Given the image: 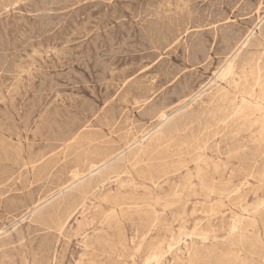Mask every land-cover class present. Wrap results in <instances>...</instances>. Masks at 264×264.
Returning a JSON list of instances; mask_svg holds the SVG:
<instances>
[{
    "label": "rangeland",
    "instance_id": "rangeland-1",
    "mask_svg": "<svg viewBox=\"0 0 264 264\" xmlns=\"http://www.w3.org/2000/svg\"><path fill=\"white\" fill-rule=\"evenodd\" d=\"M0 264H264V0H0Z\"/></svg>",
    "mask_w": 264,
    "mask_h": 264
},
{
    "label": "bare ground",
    "instance_id": "bare-ground-1",
    "mask_svg": "<svg viewBox=\"0 0 264 264\" xmlns=\"http://www.w3.org/2000/svg\"><path fill=\"white\" fill-rule=\"evenodd\" d=\"M248 37V36H247ZM244 43H245V40L243 41ZM236 49V48H235ZM235 54V53H234ZM228 67H229V63L221 70V74L223 75L224 74V72L225 71H227L228 70ZM231 68V67H230ZM227 73V72H226ZM192 93V92H191ZM190 94V93H189ZM188 100V99H187ZM212 107V106H211ZM211 107H209V108H211ZM210 110V109H209ZM202 111V110H201ZM208 112H210V111H208ZM209 114V113H208ZM199 115V114H198ZM211 115H212V113H211ZM210 116V115H209ZM209 116H207V117H209ZM212 116H214V114L212 115ZM201 117V116H200ZM216 117H212V119H215ZM213 121V120H212ZM215 121V120H214ZM213 121V122H214ZM191 122V121H190ZM199 124H200V122H199ZM206 124V123H205ZM161 125V124H160ZM213 125H214V123H213ZM203 126V125H202ZM161 127V126H160ZM209 129V128H208ZM178 130V129H177ZM172 132V131H171ZM204 134V133H203ZM176 136H177V134H176ZM176 136H174V137H176ZM201 136H203V135H201ZM202 138V137H201ZM165 139V138H164ZM163 139V140H164ZM168 139V138H167ZM200 139V138H199ZM201 141V140H200ZM70 142H71V140H70ZM134 142V141H133ZM163 142V141H162ZM199 142V141H198ZM136 143V142H135ZM134 143V144H135ZM133 144V143H132ZM132 144H130V146L132 145ZM176 144V143H175ZM174 144V145H175ZM180 144V143H179ZM183 144V143H182ZM194 144V143H193ZM66 145H68V144H66ZM137 145H139V144H137ZM198 145V144H197ZM69 146V145H68ZM149 147H151L150 145H148ZM196 146V145H195ZM100 147V146H99ZM140 147V146H139ZM143 147V146H142ZM149 147H146V148H148L149 149ZM97 148V147H96ZM101 148V147H100ZM161 148V147H160ZM190 149H191V147H189ZM188 148V149H189ZM135 149H136V146H135ZM165 149V148H164ZM118 150H120V149H118ZM142 150H144L143 148H142ZM161 150V149H160ZM184 150V149H183ZM182 150V151H183ZM185 150H187V149H185ZM100 151H102V150H100ZM121 151V150H120ZM137 151V150H136ZM138 151H140V150H138ZM149 151H150V149H149ZM162 151V150H161ZM188 151V150H187ZM106 152V151H105ZM110 152H112V151H110ZM116 152H118V151H115V153ZM130 152V151H129ZM151 152H152V150H151ZM176 152H178V151H176ZM190 152V151H189ZM125 153V152H124ZM147 153V152H146ZM150 153V152H149ZM148 153V154H149ZM121 154H123V153H121ZM155 155H156V153H154ZM178 154H179V152H178ZM182 154V153H181ZM98 155H99V153H98ZM101 155H103V154H101ZM119 155V154H118ZM126 155V154H125ZM155 155H154V157H155ZM113 156V155H112ZM132 156V155H131ZM137 156H139V154L137 155ZM164 156V155H163ZM102 157V156H101ZM146 157H147V155H146ZM160 157V156H159ZM167 157V156H166ZM113 158H115V157H113ZM118 158V157H117ZM139 158H140V156H139ZM143 159V158H142ZM148 159V158H147ZM158 160H159V158H157ZM100 160V159H99ZM98 160V161H99ZM162 160V159H161ZM91 161H92V159H91ZM108 161V160H107ZM116 161V160H115ZM149 161V160H148ZM169 161V160H168ZM199 161V160H198ZM102 162V161H101ZM156 162V161H155ZM167 162V161H166ZM118 163V162H117ZM154 163V162H153ZM142 164V163H141ZM145 164H147V163H145ZM157 164V163H156ZM121 165V164H120ZM117 166V168L119 169V168H121V166ZM153 165V164H152ZM155 165V164H154ZM109 166V165H108ZM130 166V165H129ZM132 167V166H131ZM154 167V166H153ZM111 168V167H110ZM114 168V167H113ZM138 168V167H137ZM155 168V167H154ZM164 168V167H163ZM96 169H98V168H96ZM107 169H109V167H107ZM165 169V168H164ZM42 170V169H41ZM144 170V169H143ZM147 170V169H146ZM95 171V170H94ZM113 171V170H112ZM115 171V170H114ZM117 171V170H116ZM154 171V170H153ZM159 171V170H158ZM40 172V171H39ZM103 173V172H102ZM156 173H157V171H156ZM120 174V173H119ZM140 174V173H139ZM154 174V173H153ZM73 175H75L74 173H73ZM146 175H147V173H146ZM159 175V174H158ZM76 176H77V174H76ZM91 176V175H90ZM99 176H101V175H99ZM105 176V175H104ZM115 176V175H114ZM117 176V175H116ZM153 176V175H152ZM146 177V176H145ZM85 178V177H84ZM91 178V177H90ZM118 178V177H117ZM156 178H158L157 177V175H156ZM146 179H148V178H146ZM74 180H76V179H74ZM67 184V183H66ZM74 184V183H73ZM79 186V185H78ZM81 188V187H80ZM74 198V197H73ZM43 201V200H42ZM42 201H40V202H42ZM71 201V200H70ZM83 202V201H82ZM79 203V202H78ZM40 204H42V203H40ZM65 204V203H64ZM52 218V217H51Z\"/></svg>",
    "mask_w": 264,
    "mask_h": 264
}]
</instances>
